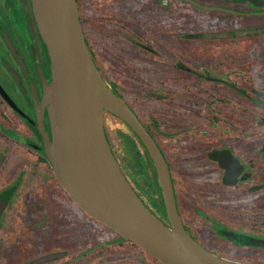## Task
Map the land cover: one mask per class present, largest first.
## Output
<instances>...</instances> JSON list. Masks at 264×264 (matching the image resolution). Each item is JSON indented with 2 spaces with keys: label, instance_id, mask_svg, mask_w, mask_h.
Wrapping results in <instances>:
<instances>
[{
  "label": "rangeland",
  "instance_id": "1",
  "mask_svg": "<svg viewBox=\"0 0 264 264\" xmlns=\"http://www.w3.org/2000/svg\"><path fill=\"white\" fill-rule=\"evenodd\" d=\"M78 1L82 25L93 50L96 45L94 52L102 75L108 84L116 86L122 99L154 133L169 164L180 211L192 232L207 247H216L215 235L197 224L193 214L196 206L206 210L209 206H222L233 215L248 212L246 216L253 224L258 216L253 214L254 208H258V200L263 203L264 193L250 195L245 190L248 184L222 188V172L208 154L212 146L236 144L231 138L236 131L242 135L264 131V102L254 94L264 93V41L260 46L244 40L225 41L228 36L243 39L244 36H236L237 32H250L246 37L261 36L264 14L253 13L264 8L252 12L255 8L242 0L235 5L229 0H193L213 8L201 10L193 6L199 11L178 0H159V6L156 0ZM31 3V0H0V16L13 21L25 35L23 16L31 11L33 14ZM215 8L249 12L248 16L261 21L256 26L229 30L225 27L231 19L229 16H248ZM158 13L165 19L160 20ZM203 19L208 22L204 24ZM33 20L40 34L34 14ZM4 28L0 26V61L2 56L8 57V69L12 66ZM223 34L227 36L216 37ZM105 38L114 41L113 58L97 42ZM255 46L261 55L244 58ZM45 47L51 63L46 44ZM215 47L226 50L209 57L194 53L195 48ZM229 70H232L230 75ZM40 73L50 86L51 77L47 79L43 71ZM2 98L0 93V119L5 125L13 126L1 116L6 111ZM6 113V119L15 122L14 126L30 143H43L33 126L27 128L10 110ZM7 126L0 125V264H162L103 225L96 230L99 241L93 236L84 237L83 232L89 233L90 228L87 230L85 226L84 231L75 227L84 219L83 211L63 190L52 167L32 144H16L11 150L13 142L25 143V139L16 127ZM104 126L119 166L129 170L145 200L156 198L148 183L135 175L137 166L130 140L142 155L144 151L133 132L110 113L105 114ZM256 141L246 138L242 144L252 150ZM259 145L264 147V138L257 141L256 146ZM252 199L256 200L255 204ZM73 229L78 231L77 235H73ZM89 248L92 249L82 254ZM221 253L228 260H264L262 250L227 247Z\"/></svg>",
  "mask_w": 264,
  "mask_h": 264
},
{
  "label": "water",
  "instance_id": "2",
  "mask_svg": "<svg viewBox=\"0 0 264 264\" xmlns=\"http://www.w3.org/2000/svg\"><path fill=\"white\" fill-rule=\"evenodd\" d=\"M178 1L202 10L213 9L193 0ZM246 1L264 8L263 0ZM31 2L51 59V84L48 86L43 79L42 99L48 111L51 140L43 124L42 111L38 113L37 128L55 177L71 200L91 219L162 264H247L213 254L185 229L166 156L136 112L113 93L102 76L87 44L79 1ZM215 9L249 15L225 8ZM255 14L261 15L264 11ZM247 34L250 32H237L236 36ZM4 36L11 52L24 66L6 32ZM221 36L227 35H216ZM8 68L20 85L17 75L10 66ZM0 93L11 103L1 85ZM106 113L123 121L148 152L161 187L167 222L143 204L122 173L106 137ZM225 154L212 157L222 164Z\"/></svg>",
  "mask_w": 264,
  "mask_h": 264
},
{
  "label": "flooded vegetation",
  "instance_id": "3",
  "mask_svg": "<svg viewBox=\"0 0 264 264\" xmlns=\"http://www.w3.org/2000/svg\"><path fill=\"white\" fill-rule=\"evenodd\" d=\"M156 1L158 4L159 0ZM157 16H159L160 20L165 19V16H163L162 13H158ZM206 20L207 19H203L204 24L208 22ZM4 23H5L4 18L0 16V26L2 28L5 27ZM8 23L10 25L9 26L10 28L8 27L9 29L7 30L4 28V30L5 32L7 31L6 33L8 34V37L12 41L18 57L24 62V66L18 61V58L13 55V53L9 48L8 61L12 66V70L17 75V78L20 82L19 85L17 79L12 75L10 69L9 68L7 69L6 67L7 66L6 61L8 57L3 58L2 56V60L0 61V72H1L0 85L11 100L10 103L9 100H7L6 98L4 99L2 98L3 104L5 105L6 111L10 110L11 114H14L17 117V119L21 121V123H24L25 126H27V128L33 126L40 137L41 134L37 128L38 125L37 119H38V113L42 111L44 117L43 124L51 140L52 136L50 130L48 111L46 108H44L42 104L44 84H43V77L40 73V71H43L44 76L47 79L51 77L50 76L51 63L49 60V56L45 44L38 32L37 26L33 18L32 20L31 18L27 21L24 20L25 33H26L25 35H23L20 32V30L17 28V26L14 24L13 21L10 20ZM222 50H226V47H222L221 49L215 47L208 50H201V49L197 50V48H195L194 53L200 56L209 57L223 53ZM229 84L231 83L229 82L228 85ZM230 88L231 90H234L232 87ZM254 94L261 101L264 102V93L256 91ZM6 111L4 113H1V116H4L5 120L9 124H12L14 126L16 124L15 122H11L12 120H10V118L6 119L8 117ZM112 116L117 118L114 115ZM117 119L120 120L119 118ZM20 134L22 133L20 132ZM240 134H241L240 132L236 131L231 136V138L234 139L235 142H237L236 144H231L226 142L223 143L221 146H216V145L212 146L211 151L208 154V157L212 162L216 164V166L222 172V184H220L222 188L223 187L232 188L237 185L248 184L250 186H246L245 190L248 191L250 195H255L256 193H264V147H261L260 145L259 147L256 146L257 141L261 142V139L264 138V131H260L258 133L253 131L246 132L245 135L244 134L240 135ZM248 134H250V136H248ZM22 136L25 139L24 141L25 145H28L30 143L29 138L24 134H22ZM106 137L111 146L107 132H106ZM246 138L253 139L255 141L257 140L255 142L256 145L252 147V150L249 147H244V145L242 144L243 139ZM32 145L35 148V151L40 154V157H42V159L45 160V162L51 166L48 159H46L47 157L44 153L43 143L41 145H36V144H32ZM111 149L113 154L115 155L112 146ZM214 154L227 155L226 156L227 158L225 157L222 163L223 165L221 164L220 161L212 157ZM120 168L123 174L125 175L126 179L131 183L133 189L135 190L139 198L145 203V205H147V207L151 211L154 212V209L149 199L146 198L145 200V198L142 196V194L136 187L133 178L130 176L131 174L129 170L127 169L125 170L121 166ZM252 183L254 185H252ZM175 192H176V188H175ZM176 196H177V192H176ZM246 197L247 196H244L243 199L245 198L246 200L247 199ZM262 201L263 203L261 204L260 201L258 200L259 206L258 208L257 207L254 208L253 214H258V216L255 218L256 220L253 224L251 221L249 222L248 220L249 217L246 216V213L248 212L233 215L230 213L228 214L222 206L220 207L209 206L210 208L209 210H206L200 206H196L193 209V214L198 219L197 224L200 227L208 228L215 235L216 247L209 248L206 245H204L198 239L195 233H193L192 230L190 229L188 223L185 221V219L182 216L177 198L178 209L182 217L183 225L187 230V232L189 233V235L199 245H201L202 247L209 250L213 254L222 258H226V257H224L225 255L221 253V250L225 251L227 247L235 248L236 250L264 251V245H259L260 242L264 243V220H259V219H264V195ZM252 202L255 204L256 200H253ZM9 203L10 202L8 201L7 202L8 207H9ZM5 210H6L5 213H7L8 208ZM161 219L167 222L166 218H161ZM256 222L258 223L256 224ZM232 243L236 245H232ZM229 260L238 263L264 264V260H256L255 262H246L244 260H233V259H229Z\"/></svg>",
  "mask_w": 264,
  "mask_h": 264
},
{
  "label": "trees",
  "instance_id": "4",
  "mask_svg": "<svg viewBox=\"0 0 264 264\" xmlns=\"http://www.w3.org/2000/svg\"><path fill=\"white\" fill-rule=\"evenodd\" d=\"M229 1H231L234 4H236V2H238L239 0H229ZM242 1L247 2L246 0H242ZM248 4L250 6H253L255 8V9H253L252 12H256V10H259L260 9V7H257L256 5H253V4H250V3H248ZM247 14H249V13H247ZM253 14H255V13H253ZM30 18H33L32 11H31L30 14L28 13V14H25L23 16V19L25 21L29 20ZM4 20H5V23L4 24L9 27L10 26L9 23H8L9 21L7 19H4ZM80 20L82 22L81 17H80ZM12 33H13V31H12ZM86 40H87V44L89 46L91 55H92L93 59L95 60L94 51H93L92 47L90 46L87 38H86ZM98 68H99V70H100V72L102 74V71H101V69H100L99 66H98ZM105 81H106V79H105ZM108 85L112 88L113 93L115 95H117V96H119V97L122 98V96L119 94L118 90L116 89V86L110 85V84H108ZM145 126L149 130V132L151 133V135L155 138V135L152 132V130L149 127H147L146 124H145ZM134 136L137 138V136L135 134H134ZM137 140H138V142L141 144V146L143 148L144 155H142L140 153V150L136 146V143L133 140H130V142H131L130 144H131V147H132V151H133V154H134V157H135V160H136L135 163H136V166H137L136 167V171H135V175L138 177V179L140 181H142V182H144L146 184L148 183V187L156 194V198H152V199L150 198L149 199L150 200V203H151V205H152V207L154 209L155 214H157V216L159 218L160 217L161 218H166V211H165L164 201H163V198H162V195H161V187H160V184H159V180H158V176H157L155 167L153 165V162H152V160H151L148 152L146 151V149L144 148V146L142 145V143L140 142V140L138 138H137ZM83 215H84V217H83L84 219L81 222L77 223L75 225V227L78 230H80L82 228L84 231H85V226H86V229L87 230L90 228V230H89L90 232L87 233V234H85V232H83V234H84L83 236L86 237V238H89V236H91V237L93 236L94 237V240L99 241L100 239H99V236L97 234V231H98V228L97 227H100L101 224H99L98 222H96L93 219H91L84 212H83ZM77 233H78V231L75 230V229H73V235H77ZM120 239H122V238L120 237ZM111 242H114V241H111ZM99 244H101V243L99 242ZM91 249L92 248H89V249L84 250L82 252V254H85L86 252L90 251Z\"/></svg>",
  "mask_w": 264,
  "mask_h": 264
},
{
  "label": "crops",
  "instance_id": "5",
  "mask_svg": "<svg viewBox=\"0 0 264 264\" xmlns=\"http://www.w3.org/2000/svg\"><path fill=\"white\" fill-rule=\"evenodd\" d=\"M176 2L185 4V5H188V6L192 7L193 9L198 10V9L194 8L191 4H188V3H185V2H181V1H176ZM244 13H249V12H244ZM229 17H231V19L228 21V23L225 26L229 30H233V29H236V28L242 27V26H256V25H259V23L261 21L259 18L255 17V16H248V17H243V18L234 17V16H229ZM84 32H85V36H86V29H84ZM86 38H87V36H86ZM243 40H244V42H253V43H256V44H258L260 46V42L261 41H264V33H262L261 36L260 35L259 36H256L255 38L254 37H246V36H244L243 39H239V38L235 39V38H231V37L228 36L227 37V40H225V41H228V43H236V42H239V41L242 42ZM88 42H89L90 46L92 47L93 43L91 45V42L89 40H88ZM97 42L98 43L101 42L100 49L103 50L104 53L107 54L110 58L111 57L113 58V56H115V52L114 51L116 49V46H115L114 41L112 39H107V40H106V38L104 40H100L99 39ZM129 42L132 43V44L134 43L133 40H129ZM253 48L254 49L252 51H250L248 55H245L244 58L252 59L251 56H253V55H258V56L261 55L259 49L256 46L253 47ZM95 50H96V45L94 46V50L93 51H95ZM118 50H121V49L119 48ZM96 52H97V50H96ZM94 54H96L95 61H96L97 65L101 69V65L97 61V53L94 52ZM256 60H257V58H256ZM251 65H252V63H251ZM232 70H229L227 72V74H230V72ZM101 71H102V69H101ZM250 73H252V72H250ZM0 125L7 126L8 124L5 125V123H3L1 121V119H0ZM7 127L9 129H13L14 127H16V129L18 128L17 126H10V125H8ZM17 131H18V129H17ZM2 136H3V141L7 142L8 139L6 138V136L3 135V134H2ZM16 144H24L25 145V143L13 142L11 150L15 147ZM15 181L16 180H14V182Z\"/></svg>",
  "mask_w": 264,
  "mask_h": 264
}]
</instances>
